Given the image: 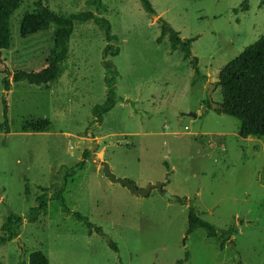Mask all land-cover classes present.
<instances>
[{
  "label": "rangeland",
  "instance_id": "obj_1",
  "mask_svg": "<svg viewBox=\"0 0 264 264\" xmlns=\"http://www.w3.org/2000/svg\"><path fill=\"white\" fill-rule=\"evenodd\" d=\"M91 1L43 0L55 12L91 10L107 18L118 37V54L107 58L117 68L121 100L100 124L89 125L92 106L106 93V41L98 26L75 23L68 53L47 85L10 77L5 90L8 72L39 71L53 43L51 29L19 33L22 15L34 11L33 0H21L11 16V44L0 63V122L5 98L10 128L0 132V224L9 211L23 219L19 241L0 245V264L20 258L28 264L34 250L49 264H264V136L239 137V120L207 102V83L215 84L220 69L264 34V0H149L154 15L139 0H101L102 11ZM159 18L182 38L197 36L191 52L205 77L196 76L179 49H170L167 36L156 41ZM211 98L221 101L216 85ZM39 120L48 121L44 130L25 129ZM83 150L88 157L68 178L63 197L104 236L89 233L54 200L29 222L38 186L59 183L60 167L74 165ZM92 153L116 177L139 188L164 182L163 190L180 201L157 188L133 194L112 182ZM189 205L217 229L233 226V233L207 237L197 228L187 235Z\"/></svg>",
  "mask_w": 264,
  "mask_h": 264
},
{
  "label": "trees",
  "instance_id": "obj_2",
  "mask_svg": "<svg viewBox=\"0 0 264 264\" xmlns=\"http://www.w3.org/2000/svg\"><path fill=\"white\" fill-rule=\"evenodd\" d=\"M143 9L154 15L155 9L149 0H139ZM21 0H0V63L2 50L8 49L11 44L10 19L18 8ZM91 4L98 11L104 10L101 0H92ZM34 11L26 12L20 19L19 33L22 37L29 36L35 32L51 29L52 47L45 60L44 66L39 71L17 70L7 73L2 79L5 90H9L10 81L19 82L25 80L33 85H47L57 75L58 62L68 53V42L73 33L75 23L92 21L101 31L106 41L102 53V66L104 68L103 82L106 85V93L103 102L92 106V120L89 125L100 124L103 115L113 108L115 103L121 100V96L116 93L114 80L118 75L116 66L107 58L108 55L115 56L119 49L117 46L118 37L111 31L110 21L96 15L91 10L76 11L70 13L55 12L50 9L43 0H33ZM160 34L156 41L161 42L167 36L171 50L179 49L183 59H189L197 77L201 76L197 68V58L191 52V44L197 36L182 38L179 32L174 30L165 20L159 18ZM220 90L221 108L215 110L217 113H225L239 120V137H262L264 136V34L247 45L236 57L229 60L219 71L218 79L214 82ZM208 102V100H207ZM2 116L0 122V132L10 131L7 102L2 99ZM208 106L211 108L209 102ZM48 125L47 120L31 122L25 129L34 131L44 130ZM88 151L83 150L81 159L72 166L60 167L62 178L59 183L51 186L52 192H48V187L38 186L40 192L35 196L33 205L30 206L26 219L35 222L41 213L47 209L49 200L57 202L59 209L66 215L82 222L88 228L89 233L95 231L104 236L100 227L94 226L87 216L77 211H72L65 203L63 192L68 178L72 177L76 171L83 168ZM180 201V199H178ZM187 226L185 233L188 235L197 228H203L207 237L228 238L233 231V226L226 229H217L208 221L202 219L193 205L187 207ZM23 217L13 211H9L0 224V245L15 239L19 235L20 225ZM108 244L117 251V246L113 241ZM16 264H25L20 258ZM28 264H49L48 258L41 250H34L28 255ZM238 264H242L238 261Z\"/></svg>",
  "mask_w": 264,
  "mask_h": 264
},
{
  "label": "water",
  "instance_id": "obj_3",
  "mask_svg": "<svg viewBox=\"0 0 264 264\" xmlns=\"http://www.w3.org/2000/svg\"><path fill=\"white\" fill-rule=\"evenodd\" d=\"M207 95H208V102L211 106L212 109L214 110H217V109H220L221 108V105L218 104V103H215L212 98H211V90L212 88L215 87V84L213 83H207ZM96 148V144H93L92 146V150ZM91 157H92V160L94 159L95 161L98 162V164L100 165V167L103 169L104 173L106 174V176H108V178L112 181V182H116V183H119L121 185H124L126 186L127 188L130 189V191L133 193V194H140V195H147L150 190L152 188H157L163 196L171 199V200H177L178 197L176 196H173L171 194H169L167 191L163 190V185H164V182H157L155 184H147L144 188H139L136 186L135 183L133 182H130L129 180L127 179H124V178H118L116 177L113 172L111 171V168L109 167V165L104 161V160H101V159H98L96 154L92 153L91 154ZM17 241H19L18 238H16ZM231 243V241H230ZM22 246V244H21Z\"/></svg>",
  "mask_w": 264,
  "mask_h": 264
},
{
  "label": "crops",
  "instance_id": "obj_4",
  "mask_svg": "<svg viewBox=\"0 0 264 264\" xmlns=\"http://www.w3.org/2000/svg\"><path fill=\"white\" fill-rule=\"evenodd\" d=\"M1 198V197H0Z\"/></svg>",
  "mask_w": 264,
  "mask_h": 264
}]
</instances>
